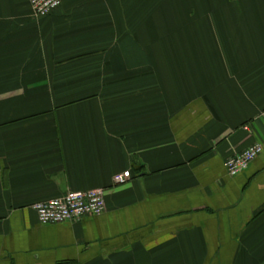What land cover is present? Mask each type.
Wrapping results in <instances>:
<instances>
[{
  "label": "crops",
  "instance_id": "obj_1",
  "mask_svg": "<svg viewBox=\"0 0 264 264\" xmlns=\"http://www.w3.org/2000/svg\"><path fill=\"white\" fill-rule=\"evenodd\" d=\"M263 110L264 0H0V264H264Z\"/></svg>",
  "mask_w": 264,
  "mask_h": 264
},
{
  "label": "built area",
  "instance_id": "obj_2",
  "mask_svg": "<svg viewBox=\"0 0 264 264\" xmlns=\"http://www.w3.org/2000/svg\"><path fill=\"white\" fill-rule=\"evenodd\" d=\"M32 13L44 17L60 6L61 0H28ZM264 120V110L261 112ZM249 129L248 125L243 126ZM262 143H254L241 152L230 156L225 166L230 175H236L248 168L250 163L263 152ZM131 178V171L114 175L115 184H124ZM41 223H58L80 220L87 215H101L106 211V189L103 187L88 190L68 191L64 195L39 201L33 204Z\"/></svg>",
  "mask_w": 264,
  "mask_h": 264
}]
</instances>
